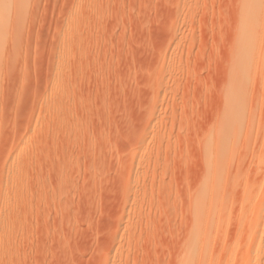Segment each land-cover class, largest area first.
<instances>
[{
	"label": "rangeland",
	"instance_id": "1",
	"mask_svg": "<svg viewBox=\"0 0 264 264\" xmlns=\"http://www.w3.org/2000/svg\"><path fill=\"white\" fill-rule=\"evenodd\" d=\"M253 1L0 0V264H264Z\"/></svg>",
	"mask_w": 264,
	"mask_h": 264
},
{
	"label": "bare ground",
	"instance_id": "2",
	"mask_svg": "<svg viewBox=\"0 0 264 264\" xmlns=\"http://www.w3.org/2000/svg\"><path fill=\"white\" fill-rule=\"evenodd\" d=\"M249 1H250V0H249ZM253 3L255 4V10H254V13L250 12V10H251L252 8L249 10V13L252 14L251 17H250L251 19L247 18V17H249V16H247V17L245 16V17L247 18V19L245 18L246 21L249 20V21H247L248 23H246V24H249V23H250V24H249V27H250L251 25L254 24V28L251 27V28L254 29V31H257V30H255L256 27H258L259 30H260V29L263 30V29H264V0H254V1L252 2V4H253ZM249 13H248V15H250ZM244 21H245V20H244ZM246 21H245V22H246ZM245 22H244V24H245ZM259 24H260V25H259ZM255 25H257V26L255 27ZM246 26L248 27V25H246ZM260 27H261V28H260ZM242 28H243V27H242ZM251 28H250V30H251ZM256 29H257V28H256ZM261 30H260V31H261ZM242 31H244V30L242 29ZM251 31H252V30H251ZM251 31H250V32H251ZM248 32H249V31H247V34H248ZM243 33H244V32H243ZM243 33H242V34H243ZM243 36H244V34H243ZM243 36H242V37H243ZM247 37H248V36L243 37V39H244V38H247ZM246 41H247V39H246ZM248 41L251 42V41L249 40V38H248ZM248 41H247V43H248ZM247 43H246V44H247ZM248 46H249V45H248ZM220 144H221V143H220ZM216 158H217V157H216ZM207 166H208V165H207ZM210 168H211V167H210ZM219 170H220V169H219ZM213 171H214V170H213ZM215 172H216V170H215ZM216 173H217V172H216ZM219 174H220V173H219ZM214 175H215V174H214ZM217 176H218V175H217ZM212 178H213V177H212ZM215 178H216V177H215ZM219 184H220V183H219ZM214 196H215V195H214ZM209 205H210V204H209ZM190 251H191V250H189V253H190ZM192 253H193V252H192Z\"/></svg>",
	"mask_w": 264,
	"mask_h": 264
}]
</instances>
